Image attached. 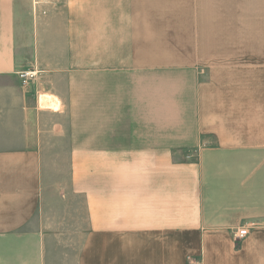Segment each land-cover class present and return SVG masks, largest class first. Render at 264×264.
Returning a JSON list of instances; mask_svg holds the SVG:
<instances>
[{"label":"crops","instance_id":"obj_1","mask_svg":"<svg viewBox=\"0 0 264 264\" xmlns=\"http://www.w3.org/2000/svg\"><path fill=\"white\" fill-rule=\"evenodd\" d=\"M133 2L0 0V264H264V129L215 128L202 44Z\"/></svg>","mask_w":264,"mask_h":264},{"label":"rangeland","instance_id":"obj_2","mask_svg":"<svg viewBox=\"0 0 264 264\" xmlns=\"http://www.w3.org/2000/svg\"><path fill=\"white\" fill-rule=\"evenodd\" d=\"M127 6L131 16L135 3ZM139 11L145 22L124 29L146 45L202 44L203 94L215 128L247 121L264 129V0H143ZM126 38L116 43L126 46Z\"/></svg>","mask_w":264,"mask_h":264},{"label":"built area","instance_id":"obj_3","mask_svg":"<svg viewBox=\"0 0 264 264\" xmlns=\"http://www.w3.org/2000/svg\"><path fill=\"white\" fill-rule=\"evenodd\" d=\"M37 72L34 70L31 71H22L20 73V76L22 78V81L24 83H27L29 81H31L32 79L35 78ZM248 234V228L246 226H243L242 228L236 229L233 232V236L235 238V240L240 241L243 239L244 236H246Z\"/></svg>","mask_w":264,"mask_h":264},{"label":"bare ground","instance_id":"obj_4","mask_svg":"<svg viewBox=\"0 0 264 264\" xmlns=\"http://www.w3.org/2000/svg\"><path fill=\"white\" fill-rule=\"evenodd\" d=\"M55 97L52 94L47 93V94L41 95L40 101L42 102L43 105H50L52 107L57 108L59 107V105H57L56 103L57 100Z\"/></svg>","mask_w":264,"mask_h":264}]
</instances>
